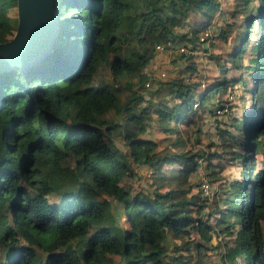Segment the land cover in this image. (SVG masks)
<instances>
[{
  "label": "trees",
  "instance_id": "trees-1",
  "mask_svg": "<svg viewBox=\"0 0 264 264\" xmlns=\"http://www.w3.org/2000/svg\"><path fill=\"white\" fill-rule=\"evenodd\" d=\"M57 1L58 33L47 56L26 69L0 70V247L4 264H114L116 257L117 264H187L191 260L182 253L188 251L190 242L202 246L199 239L211 243L219 232L233 234L235 219L240 220L239 229L231 244L224 243L222 264L238 256L244 264H264V168L257 166L255 157L256 149L264 145V0H257L260 16L256 20L251 13L244 15L241 44L229 55L236 60L253 24L261 26L251 45L256 54L245 66L252 83L248 90L252 106L240 120L248 133L243 153L235 154L243 158V178L230 181L224 191L217 186L212 205L202 215L198 209L204 204H198L199 197H187L185 186L191 185L188 177L202 165L200 160L208 174L215 176L218 164L213 159L218 154L167 153L158 150L160 140L143 135L153 130L156 119L171 134L196 113L197 106L210 104L213 116L225 108L226 102L206 101L216 90H226L240 80L219 79L200 90L202 75L197 65L199 46L204 45L205 54L208 46L198 33L215 27L213 18L217 11L222 15V3ZM9 8L0 0V42L10 39L16 27L8 16ZM233 25L221 23L213 38H206L208 44L213 45L214 39L226 42ZM180 45L196 53L176 54L183 60L177 74L159 80L149 90L158 100L146 99L143 92L132 88L133 78L140 85H150L144 68L156 47ZM104 64H109L113 79L128 78L125 88L93 84L98 67ZM223 131L217 127L219 134ZM119 138L124 149L116 142ZM69 157L73 165L67 164ZM133 164H145L152 170L149 192L133 193L122 185L126 175H134ZM167 170L174 173L176 184L163 190L169 180ZM196 192L203 194L199 186ZM103 195L122 204L125 226L114 222L108 200L99 199ZM195 211L199 214L194 215ZM211 217L216 218L214 223ZM223 221L228 222L220 228ZM190 233L195 237L190 238ZM169 235L181 239L183 252L175 247L167 260ZM36 248L46 253L45 259L37 256Z\"/></svg>",
  "mask_w": 264,
  "mask_h": 264
},
{
  "label": "rangeland",
  "instance_id": "rangeland-1",
  "mask_svg": "<svg viewBox=\"0 0 264 264\" xmlns=\"http://www.w3.org/2000/svg\"><path fill=\"white\" fill-rule=\"evenodd\" d=\"M6 4L9 5V12L8 16L11 17L12 22L15 23L17 27V1L16 0H5ZM222 4V15L218 11L215 13V18L217 23L215 27H213L215 30L221 23H235V26L230 27L231 34L229 36L230 43L229 45H225L224 43H221L220 40L214 41L213 45H209L208 43H205V46H207V52L205 54V51H203V46H199V58H203V62H198L200 65V68H202L203 73V82L205 84H209V82L215 81L216 78L212 76H218L219 77H225V78H233L232 75H236L239 78L241 77V82L246 81L247 86H244V83H238L233 86H229L226 90L224 88L220 90H216L210 96H212L213 100L226 102V109L222 111H218L216 116H211L206 111H202V108L200 106L195 107L196 112L198 113L196 116V126L188 127L187 125H179L180 131L179 133H172L164 131L159 126V123L157 122L153 128L152 131H150L148 134L143 135L146 137H151L156 140H160L158 150H166L167 153H170V144L175 141L176 136L181 135L180 138L184 141L183 148H187V150L195 151V152H212L218 155H214L213 162L215 164H218V168L216 169L217 172L215 176L209 175L208 169H204L205 162L203 160H200V163H202L199 171H201V174L198 173L196 176L190 177V183L191 185H186L185 187H188L189 193L188 196H192L194 198L199 197V200L197 201L198 204L203 203L204 206L198 209L200 212L208 211L210 206L212 205L215 192L212 193V196H208L204 199V197L200 194H198L196 191L198 190V186L201 183L202 180L208 181L209 179L213 180L211 181L214 186H219L220 191H224L228 183L234 179L242 180L243 175L241 174L242 170V160L243 158L238 159L235 154L243 153V142H245L246 136H247V125L241 124L240 120L244 116L245 113H248L252 106V95L249 93V89H251V78L248 74V70L245 68V66L249 65V59L253 58L256 54L255 51L251 50V45L255 43L256 39L258 38L260 32H261V26L260 28L258 25L253 24V27L251 28L250 36L248 39V42L245 45V49L240 55L239 63H242L240 68L236 69L234 67H231V63H229V67L231 68L230 72H226V69H224V65L221 67V64H225L227 56H224V51L228 50V48L231 46V44L235 45L239 42V36L244 34L243 28H241V23L243 22L244 15L251 13L255 16V20L260 16V11H257L259 8V3L257 0H250L249 4H244L245 0H219ZM240 10H245L243 13H238ZM220 16V17H219ZM200 17V16H199ZM202 20L203 16L200 17ZM226 18V19H225ZM223 19V22H220V20ZM15 27V30H16ZM14 30V33H15ZM183 30H189L185 27ZM201 31V30H200ZM199 31V32H200ZM216 34V31L214 35ZM210 43V42H209ZM159 50L154 54L153 61H149L148 64L145 66L144 71L146 73H149V77L151 78L150 85L145 86L140 85L137 78H133L132 81V88L138 89V91L143 92L146 99L156 101L158 100L157 96H153L149 93V90L154 89L152 88L157 82V74L161 75V73L166 72V75L170 74H176L178 69L180 68V64L183 62L182 59L177 58V53L175 51L171 52L169 49H167V53H161L160 50H163L161 46L157 47ZM214 56V57H213ZM205 57V58H204ZM197 64V65H198ZM157 75V76H156ZM128 78L126 76H120L116 79H113L112 73L109 67V64H104L98 67L97 72L94 75L93 78V84L103 85V84H110L114 83L118 87H124L125 83ZM246 87V89H245ZM125 88V87H124ZM125 92H123L121 100H125ZM112 113L109 114L111 116ZM217 127L222 128L224 131L220 132V134L217 132ZM197 128H202L203 133L200 136L199 143H196L198 141H195L197 134H194ZM116 142L119 144L121 148L124 149L123 140L121 138L117 139ZM256 160H257V166L260 169L264 168V145L261 146V148L256 149ZM67 164L73 165L74 160L69 157L67 158ZM134 175H126L122 181V185L126 189H130L133 193H147L149 192L152 187L150 185V182L152 181L153 174L152 170L148 168L147 165L141 164V165H134ZM167 176L168 181L167 184L162 188L163 190L169 188L172 185L176 184V180L172 178L173 174L167 170ZM170 176L171 179L170 180ZM155 177L157 178L158 175L156 174ZM171 181V183H170ZM198 195V196H197ZM55 200V196L52 197ZM99 199H106L108 200L110 204V210L112 211L114 222L118 223L122 226H125V217L121 214L123 213L122 204L118 202L117 200H114L113 198L108 196H100ZM208 202V203H205ZM206 204V205H205ZM195 211L194 215H198L199 213ZM216 218L211 217V222L214 223ZM228 221H223L220 228H223L224 225ZM234 230L237 232L239 229L240 220L235 219L234 221ZM219 224V223H218ZM223 226V227H222ZM219 227V225H218ZM262 229H263V235H264V221L262 222ZM222 231V230H221ZM230 235H224L223 232H219V235H215L212 239L211 243H204L203 240L199 239V242L202 244V246H196V241L190 242V245L188 247V251L184 252V258L189 259L192 261L193 264H222L221 256L224 254L225 248L224 243L231 244L235 238V234ZM183 243L181 242V239H175L171 238L169 243L170 248V257L174 254V248L178 247L180 248V253L183 252L182 249ZM168 247V246H167ZM37 256H39L42 259L46 258V253H44L42 250L36 248ZM118 258H115L114 264H117ZM4 253L2 251V248L0 247V264H4ZM226 264H244V260L242 257H236L235 261H227Z\"/></svg>",
  "mask_w": 264,
  "mask_h": 264
},
{
  "label": "water",
  "instance_id": "water-1",
  "mask_svg": "<svg viewBox=\"0 0 264 264\" xmlns=\"http://www.w3.org/2000/svg\"><path fill=\"white\" fill-rule=\"evenodd\" d=\"M17 27L0 42V70L40 63L51 51L58 33L57 0H16Z\"/></svg>",
  "mask_w": 264,
  "mask_h": 264
},
{
  "label": "crops",
  "instance_id": "crops-1",
  "mask_svg": "<svg viewBox=\"0 0 264 264\" xmlns=\"http://www.w3.org/2000/svg\"><path fill=\"white\" fill-rule=\"evenodd\" d=\"M215 18V17H214ZM215 20V22H216V19H214ZM197 21V20H196ZM196 21H194V22H196ZM233 26H235V23H234V25ZM233 26H231V27H233ZM241 28H243L242 26H241ZM244 32V31H243ZM230 34H231V31L229 32V35H228V37H227V40H226V42H223V41H221V43H224L226 46L227 45H229V43H230V38H229V36H230ZM243 35V34H242ZM242 35H240L239 36V42L238 43H236L235 45L233 44H231V46L228 48V50H225L224 52V56H227V58H226V62H225V64H221L220 66L222 67L223 65H224V69H226V72H230L231 71V68L229 67V63H231V67H234V68H236V69H238V68H240V66L242 65V63H239V60H240V55H241V53L243 52H241L240 53V55H239V57L236 59V60H234V61H232V59L229 57V55L231 54V53H233V51L237 48V46L239 47L240 46V44H241V38H242ZM217 39H214V41H216ZM156 49H157V51L159 50L157 47H156ZM161 51V53H164L165 52V54L167 53V49L166 48H163V50H160ZM155 52H156V50H155ZM155 54V53H154ZM154 56V55H153ZM151 57V59L149 60V61H153V59H154V57ZM214 57V56H213ZM205 58V57H204ZM198 62H203V58H199L198 59ZM198 70H199V73L201 74V73H203V71L204 70H202V68H200V65L198 64ZM178 72V71H177ZM149 74V73H148ZM177 74V73H176ZM176 74H170V75H168V77H167V75H166V72H165V74L163 75V76H160L159 74H157L156 76H157V82H155V84H154V86L152 87V88H156L157 86H158V82H159V80H167V79H170V77H173L174 75H176ZM201 76V75H200ZM203 76V75H202ZM233 76V78H223V77H219V75L218 76H212V77H215L216 78V80H219V79H226V80H229L228 81V83H230L231 81H234V80H240V81H238V83L240 82V83H242L241 82V77L239 78L238 76H236V75H232ZM200 80L201 81H203V77H200ZM214 81V80H213ZM244 82V81H243ZM200 88V90H203V88L200 86L199 87ZM208 101H214L213 99H212V96H210L209 95V98H208V100L206 101V102H208ZM202 108V111H206L207 113H209V115H211V113L209 112V108H210V104H207V106L206 107H201ZM207 108H208V110H207ZM197 112L196 113H193V114H190L189 115V120L187 121V122H182V123H180V124H178V130L176 131V132H174V133H179V131H180V128H179V125H187L188 127H191V126H196V122H195V120H196V116H197ZM211 116H213V115H211ZM196 132L194 133V134H196L197 133V135H198V140H195V141H198V142H196V143H199V139H200V136H201V134L203 133V129L202 128H197L196 130H195ZM172 134V133H171ZM181 137V135H178V136H176V139H175V141L174 142H172L171 144H170V151L171 152H177V153H180V152H184V151H190V150H187V148L185 147V148H183V146H184V141L182 140V138H180ZM206 153V152H205ZM212 153V152H211ZM180 167V165H178V168ZM200 170V167L198 168V170L197 171H195V172H192L191 174H190V176L188 177V181L190 180V177L193 175V176H196L198 173H200L201 174V171H199ZM124 179V178H123ZM123 181V180H122ZM190 182V181H189ZM122 183V182H121ZM198 196V195H197ZM187 197H191L190 195L188 196V194H187ZM112 199V198H111ZM115 200V199H114ZM171 238H174V237H172V236H168V238H167V240H166V244H167V249H166V257H167V260H169L170 259V248H169V243H170V239ZM176 239V238H175ZM168 264H170V263H168Z\"/></svg>",
  "mask_w": 264,
  "mask_h": 264
},
{
  "label": "built area",
  "instance_id": "built-area-1",
  "mask_svg": "<svg viewBox=\"0 0 264 264\" xmlns=\"http://www.w3.org/2000/svg\"><path fill=\"white\" fill-rule=\"evenodd\" d=\"M212 29H213L212 27L207 26L205 29L201 30L198 33V38L202 42L208 43L209 41L206 40V38H209V40L212 39L213 36H214V33H215V31L212 30ZM161 48H164V47L161 46ZM169 51H170V53L173 52V51H175L176 53H181V52H184V53H196L195 51L191 52L190 50H188V47H185L183 45H180V46L175 47L173 49H169ZM163 75H164V73H161L160 76H163ZM236 84L237 83H235V85ZM146 85H149V84L146 83ZM200 86L204 89L206 87L205 82L201 81ZM224 109H226V106H225ZM218 111H221V110H218ZM200 168H203V167L200 166ZM199 188L202 190V193H203L202 195L207 196V197L208 196H212V193L217 190V186H214V184L210 180H208V181L202 180L200 185H199ZM189 236H190V238H194L195 237L193 233H190ZM187 264H191V261H188Z\"/></svg>",
  "mask_w": 264,
  "mask_h": 264
}]
</instances>
